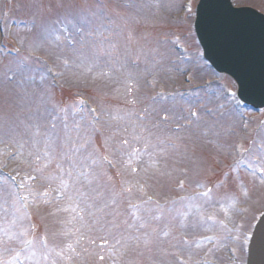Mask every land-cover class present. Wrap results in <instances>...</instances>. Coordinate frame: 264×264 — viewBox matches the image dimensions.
Wrapping results in <instances>:
<instances>
[{
  "label": "rangeland",
  "instance_id": "1",
  "mask_svg": "<svg viewBox=\"0 0 264 264\" xmlns=\"http://www.w3.org/2000/svg\"><path fill=\"white\" fill-rule=\"evenodd\" d=\"M186 1L0 0V167L32 192L21 211L0 174V264H243L216 237L243 239L264 205V115L172 53L193 38ZM186 71L208 89L168 101Z\"/></svg>",
  "mask_w": 264,
  "mask_h": 264
},
{
  "label": "water",
  "instance_id": "2",
  "mask_svg": "<svg viewBox=\"0 0 264 264\" xmlns=\"http://www.w3.org/2000/svg\"><path fill=\"white\" fill-rule=\"evenodd\" d=\"M195 30L205 57L232 77L238 97L264 106V17L248 8L235 9L229 0H201ZM250 264H264V218L250 250Z\"/></svg>",
  "mask_w": 264,
  "mask_h": 264
},
{
  "label": "snow or ice",
  "instance_id": "3",
  "mask_svg": "<svg viewBox=\"0 0 264 264\" xmlns=\"http://www.w3.org/2000/svg\"><path fill=\"white\" fill-rule=\"evenodd\" d=\"M188 11H191V9L189 8ZM261 171H264V169H261Z\"/></svg>",
  "mask_w": 264,
  "mask_h": 264
}]
</instances>
